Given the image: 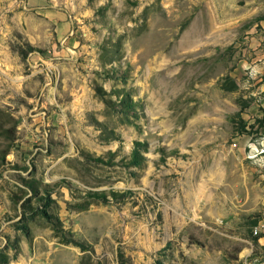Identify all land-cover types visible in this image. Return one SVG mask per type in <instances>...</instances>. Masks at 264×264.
Returning <instances> with one entry per match:
<instances>
[{
	"label": "rangeland",
	"instance_id": "rangeland-1",
	"mask_svg": "<svg viewBox=\"0 0 264 264\" xmlns=\"http://www.w3.org/2000/svg\"><path fill=\"white\" fill-rule=\"evenodd\" d=\"M23 1L0 0V264H263L264 0Z\"/></svg>",
	"mask_w": 264,
	"mask_h": 264
},
{
	"label": "crops",
	"instance_id": "crops-1",
	"mask_svg": "<svg viewBox=\"0 0 264 264\" xmlns=\"http://www.w3.org/2000/svg\"><path fill=\"white\" fill-rule=\"evenodd\" d=\"M17 1V0H16ZM47 0H24V6L27 10H38L39 8H42ZM46 13H48L46 11ZM258 24H256L257 26ZM260 27L264 28V19L260 20L259 22ZM60 30H64L65 28L62 26L59 28Z\"/></svg>",
	"mask_w": 264,
	"mask_h": 264
},
{
	"label": "built area",
	"instance_id": "built-area-1",
	"mask_svg": "<svg viewBox=\"0 0 264 264\" xmlns=\"http://www.w3.org/2000/svg\"><path fill=\"white\" fill-rule=\"evenodd\" d=\"M262 233H264V220H260L252 229V234L254 236H259Z\"/></svg>",
	"mask_w": 264,
	"mask_h": 264
}]
</instances>
